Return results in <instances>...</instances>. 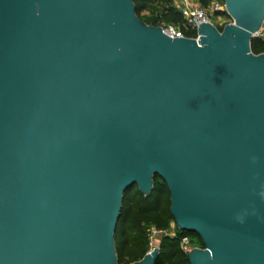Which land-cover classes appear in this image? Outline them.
I'll return each instance as SVG.
<instances>
[{"label":"water","instance_id":"95a60500","mask_svg":"<svg viewBox=\"0 0 264 264\" xmlns=\"http://www.w3.org/2000/svg\"><path fill=\"white\" fill-rule=\"evenodd\" d=\"M222 1L196 39L133 0H0V264H118L156 176L189 264H264V0Z\"/></svg>","mask_w":264,"mask_h":264},{"label":"trees","instance_id":"16d2710c","mask_svg":"<svg viewBox=\"0 0 264 264\" xmlns=\"http://www.w3.org/2000/svg\"><path fill=\"white\" fill-rule=\"evenodd\" d=\"M149 1L133 0L135 13L139 19L140 12ZM158 1L168 5L164 18L173 23L182 21V14L172 6V0ZM199 2L207 6L210 0H199ZM145 23L158 26L154 21ZM186 36L194 37L195 31H187ZM250 48L255 54L264 53V39L260 36L253 37L250 41ZM159 180L161 179L158 176L153 179V188L148 195H143L136 185L132 190H127L123 194L122 207L114 235L118 264H130L140 260L148 250V227L154 226L157 230H166L169 221L173 220L170 212V193L165 182ZM188 233L178 230L174 236H164L158 247L159 254L154 264H189L187 254L179 246L180 237Z\"/></svg>","mask_w":264,"mask_h":264},{"label":"rangeland","instance_id":"374dc122","mask_svg":"<svg viewBox=\"0 0 264 264\" xmlns=\"http://www.w3.org/2000/svg\"><path fill=\"white\" fill-rule=\"evenodd\" d=\"M190 5H197V6H204L202 5L199 0H187ZM167 4L163 2H159L158 0H150L145 4L144 9L140 12V19L145 22H156L158 26H161L163 28L168 27V26H175V27H180L181 29L184 28L186 25L184 19L182 18L181 22L173 23L169 19L164 18V13L167 8ZM172 6L181 12V7H182V0H172ZM211 20L214 23H220L218 28H221L224 24H226L231 18L226 19L225 17H222L218 19L217 15H212ZM223 21V22H221ZM223 23V24H221ZM186 31H191L190 27L187 25ZM264 35V34H263ZM264 37V36H263ZM161 181V180H159ZM133 186L129 189L132 190ZM181 231L179 228H177L175 222L173 220L169 221L168 227L166 230H147V237H148V250H151L154 247H159L161 239L168 235V236H173L176 234L177 231ZM191 244L193 246H202L203 244L197 240V238L194 236L189 235L188 236Z\"/></svg>","mask_w":264,"mask_h":264},{"label":"built area","instance_id":"2783aa9c","mask_svg":"<svg viewBox=\"0 0 264 264\" xmlns=\"http://www.w3.org/2000/svg\"><path fill=\"white\" fill-rule=\"evenodd\" d=\"M181 14L182 17L186 23L184 28L175 27V26H168L163 28L164 31L168 30L171 33V37H177V36H186V29L187 25L190 27L191 30L195 31L194 38L197 39L196 34V28L200 23L203 22H211L216 27L220 26L218 23H214L211 20L212 15H217L218 19L225 17L226 19L230 18V16L227 14L225 5L222 0H210L209 4L207 6H197V5H190L187 0H182V7H181ZM232 20H229L228 22H231ZM223 22V21H221ZM227 22V23H228ZM223 24V23H221ZM264 18L262 22V26L260 30L257 33V36H260L264 39ZM169 35V34H168ZM156 228L154 226L148 227L147 230H155ZM157 230V229H156ZM174 236V235H173ZM179 246L181 250L184 253H188L192 248L197 247L193 246L189 240V238L186 235H183L180 237L179 240Z\"/></svg>","mask_w":264,"mask_h":264},{"label":"flooded vegetation","instance_id":"af4514ba","mask_svg":"<svg viewBox=\"0 0 264 264\" xmlns=\"http://www.w3.org/2000/svg\"><path fill=\"white\" fill-rule=\"evenodd\" d=\"M189 235H191V236H195L196 238H197V240H201L196 234H193V233H188L186 236L188 237ZM200 242H202V241H200ZM197 247H200V248H202L203 246H197Z\"/></svg>","mask_w":264,"mask_h":264}]
</instances>
